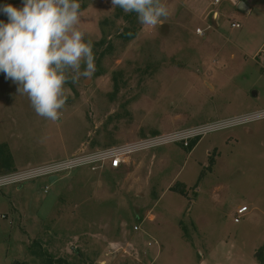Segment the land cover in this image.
I'll use <instances>...</instances> for the list:
<instances>
[{"label": "rangeland", "instance_id": "obj_1", "mask_svg": "<svg viewBox=\"0 0 264 264\" xmlns=\"http://www.w3.org/2000/svg\"><path fill=\"white\" fill-rule=\"evenodd\" d=\"M79 3L96 70L75 83L68 70L57 120L38 116L0 72V143L14 170L264 109V0H161L169 15L156 26L111 0ZM134 25L137 36L122 39ZM184 146L1 186L0 264H200L212 248L218 263L264 264V117Z\"/></svg>", "mask_w": 264, "mask_h": 264}, {"label": "clouds", "instance_id": "obj_2", "mask_svg": "<svg viewBox=\"0 0 264 264\" xmlns=\"http://www.w3.org/2000/svg\"><path fill=\"white\" fill-rule=\"evenodd\" d=\"M111 2L126 14L136 13L145 26L169 15L161 0ZM22 5L0 6L8 17L0 20V72L18 85L38 116L55 121L65 104L68 70L73 83L96 70L93 50L77 28L81 5L79 0H22Z\"/></svg>", "mask_w": 264, "mask_h": 264}, {"label": "built area", "instance_id": "obj_3", "mask_svg": "<svg viewBox=\"0 0 264 264\" xmlns=\"http://www.w3.org/2000/svg\"><path fill=\"white\" fill-rule=\"evenodd\" d=\"M216 2L218 3L220 2V0H216ZM213 13L214 18L217 19L219 16V11L215 10ZM232 25L235 27L241 26L239 22H233ZM197 32L200 34H204L202 28H197ZM261 117H264V109L252 112L251 114L238 116L223 121L211 122L199 126H193L181 130H176L170 133L159 135L150 134L147 137L140 138L138 140L118 143L116 145L103 149L83 151L60 161L32 166L22 170L7 171L5 173L0 174V187L9 184L22 183L29 179H34L42 176L50 178L54 175H57L58 177V173L60 172L69 171L73 168L83 165H88L93 169H96L99 166L107 165L108 167L116 169L126 163L130 155L138 150L157 146L169 141L179 142L187 146L192 138H195L197 136L201 138L203 134L208 133L212 130H216L218 128H225L228 127V125L234 123L245 122L251 119ZM247 210L248 207L246 205L240 207L237 211L235 221L239 222L241 216Z\"/></svg>", "mask_w": 264, "mask_h": 264}, {"label": "trees", "instance_id": "obj_4", "mask_svg": "<svg viewBox=\"0 0 264 264\" xmlns=\"http://www.w3.org/2000/svg\"><path fill=\"white\" fill-rule=\"evenodd\" d=\"M131 15H134L136 13H130ZM129 14V15H130ZM139 33V28L138 26L134 25L131 27H128L125 31H123L120 34V37L124 39L125 41H129L131 39H134L137 34ZM115 89H118V85H115ZM201 138L199 136L192 138L189 141V144L186 147L189 151H191L199 142ZM214 162V159L210 157V164ZM0 168L4 169L6 172L7 171H12L15 169V164H14V157L13 154L8 146L7 143H0ZM171 189H174V186L171 187ZM181 193L185 194L186 191L184 189L179 190Z\"/></svg>", "mask_w": 264, "mask_h": 264}, {"label": "crops", "instance_id": "obj_5", "mask_svg": "<svg viewBox=\"0 0 264 264\" xmlns=\"http://www.w3.org/2000/svg\"><path fill=\"white\" fill-rule=\"evenodd\" d=\"M247 5V4H246ZM251 10H252V6L249 4V5H247V8H245V12H247L248 14L251 12ZM258 53V51L254 54V55H256ZM209 82H207V84H208ZM210 87H213V84H211L210 83V85H209ZM255 95H257V94H255ZM195 148V147H194ZM193 148V149H194ZM192 149V150H193ZM192 150L190 151V152H192ZM55 179H53V181H54ZM49 181H50V178H49ZM51 182V181H50ZM24 186V185H23ZM23 186H20V188H22ZM216 257V255H215V253H213V248L210 250V252H207V253H205V252H203V257H202V260H201V262H200V264H222V263H218V262H216L215 261V258ZM254 262V261H253ZM254 264H259V263H254Z\"/></svg>", "mask_w": 264, "mask_h": 264}, {"label": "water", "instance_id": "obj_6", "mask_svg": "<svg viewBox=\"0 0 264 264\" xmlns=\"http://www.w3.org/2000/svg\"><path fill=\"white\" fill-rule=\"evenodd\" d=\"M7 1H12V0H7ZM240 6H241V8H247V5L245 4V2H241ZM56 178H57V175H54V176L50 177V181L53 182V179H56Z\"/></svg>", "mask_w": 264, "mask_h": 264}, {"label": "bare ground", "instance_id": "obj_7", "mask_svg": "<svg viewBox=\"0 0 264 264\" xmlns=\"http://www.w3.org/2000/svg\"><path fill=\"white\" fill-rule=\"evenodd\" d=\"M233 1L237 2V0H233Z\"/></svg>", "mask_w": 264, "mask_h": 264}]
</instances>
